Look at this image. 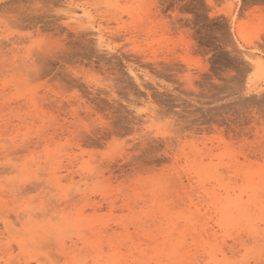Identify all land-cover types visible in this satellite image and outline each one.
Here are the masks:
<instances>
[{
	"label": "rangeland",
	"instance_id": "374dc122",
	"mask_svg": "<svg viewBox=\"0 0 264 264\" xmlns=\"http://www.w3.org/2000/svg\"><path fill=\"white\" fill-rule=\"evenodd\" d=\"M0 264H264V0H0Z\"/></svg>",
	"mask_w": 264,
	"mask_h": 264
},
{
	"label": "bare ground",
	"instance_id": "6f19581e",
	"mask_svg": "<svg viewBox=\"0 0 264 264\" xmlns=\"http://www.w3.org/2000/svg\"><path fill=\"white\" fill-rule=\"evenodd\" d=\"M206 153H207V152H206ZM206 153H205V154H206Z\"/></svg>",
	"mask_w": 264,
	"mask_h": 264
}]
</instances>
